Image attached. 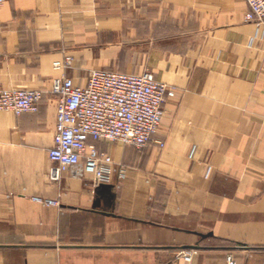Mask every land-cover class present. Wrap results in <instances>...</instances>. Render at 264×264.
I'll return each mask as SVG.
<instances>
[{"label":"crops","instance_id":"0c3cea01","mask_svg":"<svg viewBox=\"0 0 264 264\" xmlns=\"http://www.w3.org/2000/svg\"><path fill=\"white\" fill-rule=\"evenodd\" d=\"M209 1L0 0V88L46 91L0 115V264H264V33L245 0ZM94 68L176 95L147 147L97 143L125 177L52 181L49 90Z\"/></svg>","mask_w":264,"mask_h":264},{"label":"built area","instance_id":"2783aa9c","mask_svg":"<svg viewBox=\"0 0 264 264\" xmlns=\"http://www.w3.org/2000/svg\"><path fill=\"white\" fill-rule=\"evenodd\" d=\"M245 1L249 6L246 18L264 27V0ZM70 60L66 62L70 64ZM45 93L41 88L1 87L0 115L4 111L16 115L37 112ZM49 93L58 98L54 145L48 151L49 159L55 163L50 179L59 181L64 171L73 169L79 177L92 175L99 184L111 183L116 170L119 177H125L126 169H116L111 154L97 143L147 147L160 129L165 104L174 96L172 88L149 70L109 69H92L86 85L70 77L55 78ZM178 258L185 264H197L189 252H180ZM228 260L235 264L231 257Z\"/></svg>","mask_w":264,"mask_h":264},{"label":"rangeland","instance_id":"374dc122","mask_svg":"<svg viewBox=\"0 0 264 264\" xmlns=\"http://www.w3.org/2000/svg\"><path fill=\"white\" fill-rule=\"evenodd\" d=\"M209 3H210V1L209 0H202V10H206V9H208L209 8ZM211 4H212V2H211ZM203 12V11H202ZM247 15V14H246ZM247 19V18H246ZM248 20V19H247ZM249 21H251V20H249ZM255 23L258 25V23L255 21ZM259 28H261V30L263 31V33H264V27L263 26H259ZM260 30V31H261ZM260 31H258V33H257V35H256V37H258L259 36V33H260ZM255 39H252L251 40V43L254 41ZM68 58H70L71 60H70V64H68L67 62L65 63V67H71L72 66V60H73V58L71 57V56H67ZM66 57V58H67ZM67 60V59H66ZM94 69H96V68H94ZM109 70H113V69H109ZM114 70H117V71H120L118 68H115ZM145 70H149L150 72H152L154 75H155V73L152 71V70H150L149 68H146ZM145 70H143V71H145ZM90 73V72H89ZM156 76V75H155ZM167 84V83H166ZM168 85V84H167ZM169 87H171L172 88V90L174 91V96L176 95V88L175 87H172V86H170V85H168ZM174 96H172V97H174ZM172 97H170L169 99H171ZM168 99V100H169Z\"/></svg>","mask_w":264,"mask_h":264}]
</instances>
